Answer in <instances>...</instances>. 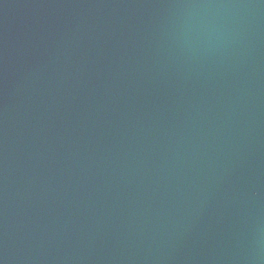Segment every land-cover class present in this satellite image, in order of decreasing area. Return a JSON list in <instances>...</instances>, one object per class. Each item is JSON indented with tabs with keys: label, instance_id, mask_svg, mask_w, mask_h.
Segmentation results:
<instances>
[{
	"label": "water",
	"instance_id": "water-1",
	"mask_svg": "<svg viewBox=\"0 0 264 264\" xmlns=\"http://www.w3.org/2000/svg\"><path fill=\"white\" fill-rule=\"evenodd\" d=\"M0 264H264V0H0Z\"/></svg>",
	"mask_w": 264,
	"mask_h": 264
}]
</instances>
